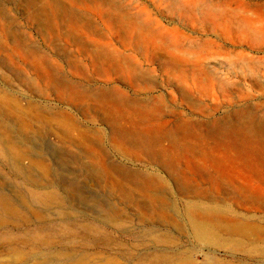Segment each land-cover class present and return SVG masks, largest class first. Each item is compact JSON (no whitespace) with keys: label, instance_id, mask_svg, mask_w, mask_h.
<instances>
[{"label":"rangeland","instance_id":"rangeland-1","mask_svg":"<svg viewBox=\"0 0 264 264\" xmlns=\"http://www.w3.org/2000/svg\"><path fill=\"white\" fill-rule=\"evenodd\" d=\"M243 121L264 0H0V264H264V151L213 135Z\"/></svg>","mask_w":264,"mask_h":264},{"label":"bare ground","instance_id":"bare-ground-1","mask_svg":"<svg viewBox=\"0 0 264 264\" xmlns=\"http://www.w3.org/2000/svg\"><path fill=\"white\" fill-rule=\"evenodd\" d=\"M127 25V24H126ZM131 28L134 30L136 35H138V38L144 39L142 34L143 30L138 25H133ZM129 32V30H128ZM134 33V35H135ZM146 33V32H145ZM144 33V34H145ZM154 39V38H153ZM161 41V40H160ZM159 41V42H160ZM154 42V41H153ZM155 42L156 39H155ZM103 99V98H101ZM141 109V108H140ZM126 111V110H125ZM140 114V113H139ZM164 119V118H163ZM144 120V119H143ZM165 120V119H164ZM158 121V120H156ZM149 122V121H148ZM162 122V121H160ZM147 123V122H146ZM165 125V124H164ZM159 126V125H158ZM140 127V126H139ZM176 127V126H175ZM145 128V127H144ZM159 128V127H158ZM179 128V127H178ZM154 129V128H153ZM152 130V128H151ZM157 130V129H156ZM153 131V130H152ZM159 131V129L157 130ZM179 131L183 133V135L186 136H192L191 131H188L186 129L180 128ZM147 132V131H146ZM146 132H140L137 133L136 136L133 137V141L138 143L139 145H142L145 149L147 148V145L149 143V136ZM176 132V131H175ZM167 133V132H166ZM165 133V134H166ZM158 134V133H157ZM164 134V136H165ZM216 144L219 147H224L225 149H233L236 147H250L252 144H257L260 151H264V124L259 122H253V121H243L235 123L234 125H223L217 128L215 131ZM169 136H171L169 134ZM175 137V136H174ZM157 138V137H156ZM170 138V137H169ZM194 140L199 141L198 144L201 147L206 146V140L202 137H194ZM206 138V137H205ZM171 139V138H170ZM177 140V139H175ZM159 141V139H158ZM179 140H177L178 143ZM181 141V140H180ZM175 142V141H174ZM151 143V142H150ZM176 143V142H175ZM161 144V143H160ZM179 145V144H178ZM158 147V146H157ZM208 147V144H207ZM173 150V149H172ZM158 154V152H156ZM205 153V152H204ZM154 155V154H153ZM165 156V155H164ZM165 158V157H163ZM166 160V159H165ZM259 162L264 163V153L261 154V157L258 159ZM167 165V163H165ZM172 164H170L171 166ZM142 185V184H141ZM36 196V195H35ZM39 196V195H38ZM43 198V197H42ZM45 201V200H44ZM43 201V202H44ZM0 210L4 214V216H12L14 214L11 205L9 202L0 200ZM1 218V217H0ZM216 223V224H215ZM213 225H215L218 228H222L226 232H230L233 234H236L238 237H243L249 233L256 232V228L248 227L240 223H233L229 221H225L223 219L219 218H213V217H205L201 218L198 222V227L202 231L210 232L211 228H213ZM68 229V228H67ZM64 230V229H63ZM259 231V230H258ZM62 233V232H60ZM58 234V233H57ZM258 234V233H257ZM256 234V235H257ZM50 235V234H48ZM254 235V234H253ZM255 235V236H256ZM254 236V237H255ZM251 237V236H250ZM253 237V236H252ZM249 238H247L248 240ZM253 239V238H252ZM240 241V240H239ZM110 264V263H109Z\"/></svg>","mask_w":264,"mask_h":264}]
</instances>
